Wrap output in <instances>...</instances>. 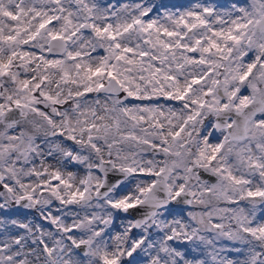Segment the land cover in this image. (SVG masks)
<instances>
[{
  "label": "clouds",
  "instance_id": "clouds-1",
  "mask_svg": "<svg viewBox=\"0 0 264 264\" xmlns=\"http://www.w3.org/2000/svg\"><path fill=\"white\" fill-rule=\"evenodd\" d=\"M67 2L71 3V0ZM94 3L100 16H109L113 20L118 17L121 22H130L146 11L153 15L142 19L156 20L170 29L172 24L168 17L179 19L190 10L199 11L204 7H213L225 21L246 23L252 20L253 23L245 30L246 36L241 45L233 46L226 59L209 58L220 66L212 70L213 74L202 85L193 87L189 101L170 100L163 93L152 94L149 87L146 94H152V99L137 100L138 103L125 99L123 92L119 96L93 92L97 95L91 100L86 96L79 97L63 108L41 103L48 109L55 127L32 112L23 115L9 113L8 117L15 121V126H19V131L13 136L23 134L21 140L24 142L31 139L35 150L26 157L22 152L11 154L10 163H14L17 175L3 173L4 180L0 181V185L7 183L13 192L3 187L0 209H12L15 204L32 210L34 215L27 219L0 217V231L4 232L0 248L7 249L0 251V256L11 255V264H104L105 256L109 259L118 257L120 264H227L228 261L244 264L255 252L257 264L264 261V240H256L243 231L249 226L245 221L264 224V219L259 218L264 212V207H261L264 206V198L252 199L247 195L249 190L264 189V175H261L264 169L251 166L264 163V135L261 134L264 129L254 127L264 120V67L260 66L264 64V59L246 80L238 78L247 70V64L257 56L264 57V0H227L223 6L200 2L184 10H173L165 0H126L122 3L112 0L110 4L107 0H94ZM197 5L200 9L196 8ZM226 12H230L231 16H224ZM207 18L210 22L215 20V16ZM257 20L262 23L257 25ZM95 22L104 23L102 20ZM219 27L227 28L231 24ZM129 35L133 45L142 43L135 33ZM87 38L92 40V36ZM92 42L107 44L106 41ZM98 49L102 48L98 46ZM242 52L247 55L241 58ZM103 56L91 57L92 62L96 63L97 58ZM207 70V65L188 64L179 80L184 84ZM212 80L219 83L213 85ZM14 87L8 88L9 93ZM69 87L73 94L82 91L68 85L65 86L64 97H67ZM209 88L213 94L205 96ZM237 88L239 92L231 97L230 93ZM50 90L55 94L54 85ZM245 96L248 97L247 106L240 107V99ZM194 98L208 103L198 108L190 104ZM116 99L123 103L115 105L113 101ZM186 103L190 106L185 107ZM226 104L228 108H224ZM53 107L61 114L53 112ZM122 107L158 109L159 113H163L158 120L164 125L163 135H158L160 130L151 127L152 120H147L136 130V135L150 143L124 140L121 134H112L107 138L97 134L93 143L99 151L92 148L88 134L81 136L79 128L85 126V121L91 123L95 117L103 118L96 119L97 124L112 123L109 116L118 113H109L105 108ZM197 111L199 115H196ZM189 116L195 118L188 120ZM120 119L121 133L127 134L131 122L125 123L123 116ZM68 121L77 129L75 135L81 141H72L75 148L67 143L72 135L64 127ZM77 121L81 123L78 125ZM7 123L8 120H0V135H11L9 130L14 127L8 128ZM181 127L184 131L174 139L172 134ZM245 127L248 128L247 138L237 139L245 135ZM143 128L148 129L147 134L141 130ZM162 139H166L167 143H162ZM218 144H222L223 148L216 160L208 163L204 157L210 156ZM165 148L168 151H164ZM67 153H72V158ZM48 157H52L54 163H49ZM73 164L78 167L71 169ZM45 170L49 174L47 177L31 174ZM56 172L71 185L60 186L59 196L53 195L50 188L42 190L39 187ZM229 173L250 183L236 184L229 178ZM21 185H25L29 192L35 188L31 201L18 199L25 192ZM181 188L183 192L176 196ZM77 191L85 193L84 198L69 203L72 194ZM122 201L135 204V207L114 206ZM37 217L47 220L52 227H45ZM53 219L57 222L53 223ZM19 229L23 231L11 235ZM73 229L77 232L73 233ZM169 236L173 239L169 240ZM17 240L20 241L18 247ZM185 243L186 247L183 246ZM236 243L242 247H233ZM45 244L48 250L41 247ZM136 244L139 247L135 248V253L141 259L130 260L128 252ZM230 250L243 253L244 258H230L227 255Z\"/></svg>",
  "mask_w": 264,
  "mask_h": 264
},
{
  "label": "snow or ice",
  "instance_id": "snow-or-ice-1",
  "mask_svg": "<svg viewBox=\"0 0 264 264\" xmlns=\"http://www.w3.org/2000/svg\"><path fill=\"white\" fill-rule=\"evenodd\" d=\"M47 3L53 4L55 7L45 11L43 8L38 9L35 5L25 6V0H0V100H2L0 102V120H8V128L15 127V121L11 120L8 114L17 111L20 115L25 112L35 113L44 117L50 125L55 127L51 116L46 111H41L37 105L41 103L46 106L65 105L71 100H78L79 97H85L88 93L93 92H108L116 96L123 92L125 99L134 98L144 101H150L152 94L163 93L170 100L189 101L193 87L202 85L204 80L213 74L212 70L220 66L217 61H210L209 58L215 56L226 59L232 53L233 46L241 45L246 36L245 30L253 23L252 20H248L246 23L237 20L225 21L213 7H204L199 11L190 10L181 15L179 19L168 17L172 24L170 29L160 25L156 20L142 19L141 17L148 15L146 11L142 12L140 17H133L130 22H121L118 17L113 20L109 16H100L97 14L98 9L94 0H71V3L78 5L76 11L65 8L64 0H47ZM196 8L200 9V5H197ZM49 11L54 14L49 15ZM241 11L244 10L241 9ZM81 13H83L82 18ZM223 15L231 16V13L226 12ZM213 16H215V20L210 22L207 17ZM97 20H102L104 23H96ZM7 21L15 23H7ZM53 21L58 22V26L53 24ZM226 23H230L231 27H219ZM256 23L260 25L262 21L257 20ZM83 30H90L92 40L106 41L107 44L93 43L92 40L84 36ZM131 33H135V37L142 40V43L137 42L133 45L132 37L129 35ZM46 45L47 48H45ZM24 46H31L50 54H59L62 58L38 56L35 52L24 50ZM98 46L107 55L98 57L96 63H93L87 49L91 48L92 51H96ZM246 55V52H242L241 58ZM262 59L264 57L257 56L253 62L247 64V70L239 75V80H246ZM32 64L34 67L30 68L29 65ZM188 64L207 65L208 70L181 84L179 76L183 74L184 68ZM260 66L264 67V64H260ZM20 70L25 74L31 72V77L21 79ZM5 78H7V82L15 85L11 93L5 87ZM105 81H107V86ZM211 83L216 85L219 82L212 80ZM53 85L56 89L55 94L50 90ZM68 85H74L82 91L73 94L69 87L68 95L64 97V89ZM149 87L152 94H146ZM237 92H239L238 88L231 92L230 96L235 97ZM5 93L9 94L5 95ZM212 94L211 88L204 93L205 96ZM247 102L248 97H242L239 106L246 107ZM113 103L120 105L123 102L116 99ZM207 103L199 98L190 100V104H195L198 108H203ZM189 106L188 103L185 104V107ZM76 107H80L79 103L76 104ZM224 108H228V105H224ZM105 111L118 113L109 116L112 123L97 124L95 120H103V118L95 117V113H92L95 119L91 123L85 121V126L79 128L81 136L84 133L88 134L90 146L97 151L99 149L93 143L97 134H103L105 138L112 134H121V138L124 140L150 143L149 140H141L136 135V130L147 120H152L151 127L159 129L157 134L163 135L164 125L158 123L159 118L163 117V113H159L158 109L122 107L119 109L105 108ZM53 112H57L56 107H53ZM57 114L61 113L57 112ZM196 115H199L198 111ZM120 116L125 117V123L131 122V128L127 134L121 133ZM194 118V116H189L188 120ZM76 123L79 125L81 122L77 121ZM186 123L187 121H185ZM64 127L69 133H72L69 136L70 141L81 142L77 140L75 135L77 129L72 127L71 121H68ZM254 127L264 129V120ZM141 130L148 133L147 128ZM183 131L184 128L181 127L172 134L173 138H178ZM244 132L245 135L237 139L247 138V127ZM261 134L264 135V131ZM22 135H0V181L4 180L3 173L5 171L12 176L17 175L14 163H10L11 154L22 152L26 157L29 152L35 150L31 139L24 142L21 140ZM162 143H167L166 139H162ZM222 148L223 145L218 144L210 156L204 157L203 152L201 156L206 158L208 163H212ZM164 151H168V149L165 148ZM67 155L72 158V153H67ZM251 166L264 169V163H254ZM31 174L46 177L49 175L47 170L33 171ZM261 175H264V171L261 172ZM229 178L236 184L250 183L247 179H238L232 176L231 173H229ZM53 181L58 183L53 186ZM2 186L8 192H13V188L7 183ZM42 186L44 190L50 188L52 194L57 196H59L60 186L71 187L59 172L51 174L46 182L39 185L40 188ZM21 188H24L25 192L18 199L31 201L35 188H32L31 192L27 191L25 185H21ZM182 192L183 188L176 193V196H180ZM247 195L252 199L264 198V189L249 190ZM84 196L85 193L77 191L72 194L69 203L76 201L77 198L83 199ZM59 198L63 199V197ZM114 206H124L127 209L135 207V204H127L122 201ZM52 222L56 223L57 221L53 219ZM245 223L249 225L243 228L245 233L256 240H264V224H254L253 221H245ZM215 227H220V225H215ZM64 230L72 231V229ZM168 239L171 240L173 237L169 236ZM15 243L19 246L20 241L17 240ZM77 246L79 247V245ZM43 247L48 250L46 244ZM136 247H139V244H136L128 252L130 257L135 253ZM0 251H7V249L0 248ZM165 251L167 250L165 249ZM12 260L11 255L0 256V264H11ZM104 264H120V260L118 257L109 259L105 256ZM227 264H234V262L228 261ZM244 264H257V254L253 252ZM259 264H264V261Z\"/></svg>",
  "mask_w": 264,
  "mask_h": 264
},
{
  "label": "rangeland",
  "instance_id": "rangeland-1",
  "mask_svg": "<svg viewBox=\"0 0 264 264\" xmlns=\"http://www.w3.org/2000/svg\"><path fill=\"white\" fill-rule=\"evenodd\" d=\"M101 2H103V0H101ZM117 3H122L123 0H116ZM124 2H126V0H124ZM200 2H204V3H217L221 6H223L224 4L227 3V0H165V3L168 4L170 7H173V10H176L177 8L184 10L186 8L191 7L192 5H194L195 3H200ZM107 3H112V0H107ZM35 5V7L39 8H43L45 11H48L52 8L55 7V5L53 4H49L47 3V0H25V6H32ZM64 7L65 8H71L73 11H76L78 8V5H75L74 3H68L67 0H64ZM155 11V10H154ZM54 13H52L51 11H49V15H52ZM153 15V13H149L148 17H151ZM146 17V19L148 18ZM7 23H12L14 24L15 22L12 21H7ZM53 24H56L58 26V22L53 21ZM51 26V25H50ZM83 34L85 37L91 36V32L90 30H83ZM45 48H47V45L45 46ZM24 50L26 51H30V52H35L38 56L39 55H44L47 56L49 58H62V56H58V55H50L47 51H41L40 49L37 48H33L31 46H24ZM87 51L91 54V57H96V56H103L106 55V52L103 49H98L96 51H92L91 48H88ZM29 67H34V64L29 65ZM19 70V69H18ZM21 71V79H28L31 77L32 73H28L25 74L22 70ZM14 85L7 82V78H5V87L7 88H11ZM38 95V93H37ZM97 95V93H88L86 95V97H88L90 100L95 97ZM99 95L103 96V93H100ZM0 102H2V100H0ZM130 102L132 103H138L137 100H135L133 98V100H131ZM70 103V102H69ZM37 107H39L41 110L44 111H48V109L44 106V105H37ZM58 107H66L65 106H59ZM19 131V126H15L13 129L9 130V134L11 135H15L17 132ZM69 145L73 146V148H75L74 142L72 141H68L67 142ZM48 162L49 163H54V160L52 157H48ZM37 163H39V161H37ZM76 167H78L77 165L73 164L70 166L71 169H75ZM35 177H32V179H34ZM258 178V177H257ZM53 186H55V184H57V181H53ZM43 190V186L41 188ZM3 186L0 185V191H3ZM2 199H0V203H2ZM264 207V206H261ZM54 215L58 214V213H53ZM34 215V212L32 210H28V209H23V208H18L17 205L14 204L12 209H0V217H6L8 219H15V218H21V219H27V217ZM260 219H264V212L260 213L259 216ZM37 219L39 220L40 223H42L45 227H52L51 224L47 221V220H43L39 217H37ZM23 229H19L18 231H13L11 232V235H18L19 232H22ZM77 229H73V233H76ZM72 234V233H70ZM4 239V232L0 231V241H2ZM184 247H186V243L185 245H183ZM0 247H2V243H0ZM18 247V246H17ZM41 247H43V245H41ZM233 247H242L239 243H236L233 245ZM246 247V246H245ZM257 251H260V249H257ZM227 255L230 258H244V254L243 253H237L235 251H228ZM133 258H135L136 260H140L141 257L139 256L138 253H134L133 257H130L129 259L132 260Z\"/></svg>",
  "mask_w": 264,
  "mask_h": 264
},
{
  "label": "water",
  "instance_id": "water-1",
  "mask_svg": "<svg viewBox=\"0 0 264 264\" xmlns=\"http://www.w3.org/2000/svg\"><path fill=\"white\" fill-rule=\"evenodd\" d=\"M50 54V53H49ZM50 55H58V56H61V55H59V54H50ZM131 100H133V98H130V101ZM17 115H18V111L17 112H15ZM18 206V205H17ZM18 208H22L21 206H18Z\"/></svg>",
  "mask_w": 264,
  "mask_h": 264
},
{
  "label": "bare ground",
  "instance_id": "bare-ground-1",
  "mask_svg": "<svg viewBox=\"0 0 264 264\" xmlns=\"http://www.w3.org/2000/svg\"><path fill=\"white\" fill-rule=\"evenodd\" d=\"M123 2H124V0H123Z\"/></svg>",
  "mask_w": 264,
  "mask_h": 264
}]
</instances>
